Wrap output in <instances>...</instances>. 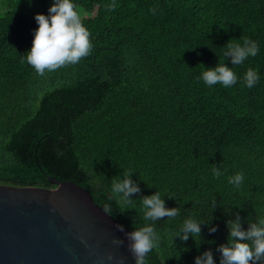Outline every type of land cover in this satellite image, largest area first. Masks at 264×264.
Instances as JSON below:
<instances>
[{
	"label": "trees",
	"instance_id": "1",
	"mask_svg": "<svg viewBox=\"0 0 264 264\" xmlns=\"http://www.w3.org/2000/svg\"><path fill=\"white\" fill-rule=\"evenodd\" d=\"M39 2L34 13L0 0V183L74 181L130 231L133 218L143 224L139 198L159 189L180 215L155 222L161 246L149 264H195L208 249L219 264L226 221L239 214L247 228L264 214V0H73L93 47L43 76L22 58L35 15L53 0ZM244 38L260 52L235 67L241 79L206 85L205 67L224 60L230 39ZM248 67L261 74L251 89L242 82ZM125 171L141 192L122 207L110 184ZM241 171L236 189L228 179ZM193 214L218 225L210 233L202 224L199 247L174 237Z\"/></svg>",
	"mask_w": 264,
	"mask_h": 264
},
{
	"label": "clouds",
	"instance_id": "2",
	"mask_svg": "<svg viewBox=\"0 0 264 264\" xmlns=\"http://www.w3.org/2000/svg\"><path fill=\"white\" fill-rule=\"evenodd\" d=\"M151 11L156 14L155 8ZM35 20L38 28L34 30L32 47L22 58L26 59V62L39 75L43 76L46 70L54 71L69 64H77L83 57L90 54L93 47L91 33L84 25L73 0H53L48 13H37ZM222 47L224 60L221 61L219 58V63L215 66L205 67L199 77L208 86L221 84L227 88L235 85L241 79L235 72V67L243 65L248 58L256 57L260 52L258 41L250 38H244L242 43L230 39ZM227 59L231 60L232 67L225 62ZM260 79L259 70L248 67L242 82L244 86L251 89L259 83ZM212 172L217 179L224 174L220 166L214 167ZM132 174V171H125L123 178L117 175L110 184L112 196L122 207L132 204L135 200L133 196L141 192V187L133 179ZM244 180L245 175L241 171L229 177L228 183L238 189ZM139 200L142 205L140 219L143 224L138 226L137 220L133 218L135 227L127 233V238L130 241L129 248L134 257V264H149L148 254L161 246V236L155 222L164 220L165 217L167 220L176 218L180 215V211L179 207L166 206L165 196H162L159 189ZM216 204L215 201L212 202L214 209ZM202 224L208 226L210 233L218 230V225L213 224L212 219L206 221L193 214L183 219L174 237H179L184 242L192 237L199 247ZM226 225L229 234L227 242L218 248L221 254L219 264H264V214L258 215L254 220L249 219L247 228L244 227L239 214H236L234 219L227 220ZM118 228L120 231L124 230L123 225H118ZM113 243L123 245L124 241L115 239ZM108 259L114 258L109 256ZM120 264H124L123 257ZM195 264H217V261L213 251L208 249L195 257Z\"/></svg>",
	"mask_w": 264,
	"mask_h": 264
},
{
	"label": "water",
	"instance_id": "3",
	"mask_svg": "<svg viewBox=\"0 0 264 264\" xmlns=\"http://www.w3.org/2000/svg\"><path fill=\"white\" fill-rule=\"evenodd\" d=\"M51 182V188L0 183V264H120L122 257L134 264L130 230L89 189Z\"/></svg>",
	"mask_w": 264,
	"mask_h": 264
},
{
	"label": "rangeland",
	"instance_id": "4",
	"mask_svg": "<svg viewBox=\"0 0 264 264\" xmlns=\"http://www.w3.org/2000/svg\"><path fill=\"white\" fill-rule=\"evenodd\" d=\"M6 3L11 4L13 7H18L20 10L29 11V12H38L41 4L39 0H6Z\"/></svg>",
	"mask_w": 264,
	"mask_h": 264
}]
</instances>
